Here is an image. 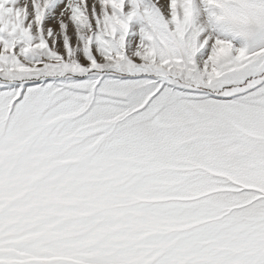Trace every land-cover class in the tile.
Masks as SVG:
<instances>
[{
    "label": "snow or ice",
    "instance_id": "1",
    "mask_svg": "<svg viewBox=\"0 0 264 264\" xmlns=\"http://www.w3.org/2000/svg\"><path fill=\"white\" fill-rule=\"evenodd\" d=\"M0 264H264V0H0Z\"/></svg>",
    "mask_w": 264,
    "mask_h": 264
}]
</instances>
